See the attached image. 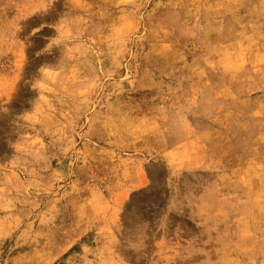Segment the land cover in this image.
I'll return each instance as SVG.
<instances>
[{
  "label": "rangeland",
  "instance_id": "374dc122",
  "mask_svg": "<svg viewBox=\"0 0 264 264\" xmlns=\"http://www.w3.org/2000/svg\"><path fill=\"white\" fill-rule=\"evenodd\" d=\"M190 262L264 264V0H0V264Z\"/></svg>",
  "mask_w": 264,
  "mask_h": 264
},
{
  "label": "bare ground",
  "instance_id": "6f19581e",
  "mask_svg": "<svg viewBox=\"0 0 264 264\" xmlns=\"http://www.w3.org/2000/svg\"><path fill=\"white\" fill-rule=\"evenodd\" d=\"M196 257V256H195ZM201 257V256H200ZM197 258V257H196ZM190 264H191V262H190Z\"/></svg>",
  "mask_w": 264,
  "mask_h": 264
}]
</instances>
